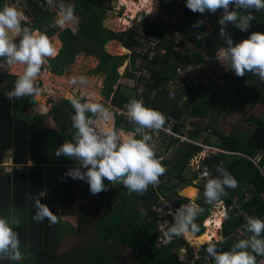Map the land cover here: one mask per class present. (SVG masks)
Segmentation results:
<instances>
[{
	"label": "trees",
	"instance_id": "obj_1",
	"mask_svg": "<svg viewBox=\"0 0 264 264\" xmlns=\"http://www.w3.org/2000/svg\"><path fill=\"white\" fill-rule=\"evenodd\" d=\"M64 1L65 5L74 6L75 13L79 16V30L76 34L72 33L70 29L63 31H60V28L52 29L50 24L54 16L38 9L34 10L36 18L30 27L34 30L41 29L48 37H52L60 31L59 37L64 43V48L53 59L50 65L52 72L61 75L67 68L64 64L65 57H71L74 53L82 51L76 46L77 39L81 38L85 44L84 50L87 55L97 57L99 59L98 70L105 71V98L110 99L117 106L129 103L135 98L127 97L120 91L119 86L112 91L111 85L117 76L116 66L120 61H123L125 56L120 58L105 53L106 41H118L123 43L125 48L132 50L133 46L138 43L136 37L141 30L145 37L159 40L160 44L164 45L166 49L164 58L169 55V62H163L165 66L158 71L155 67L162 64L161 61L164 58L158 57L155 62H152L151 66L153 67L149 70L150 79L145 85L146 92L142 101L146 107L159 110L166 117L170 114L179 120V117L188 113L190 116L210 119L204 127L199 124L194 125L188 135L192 138L196 137L203 128L211 127L218 137L217 145L223 151L212 155L205 162L211 170V178L219 175L216 172V167L223 161L224 167L238 181L237 188L226 189L227 195L221 197L229 218L223 222V216L217 213L204 223L205 231L217 233V229L220 228L217 227V221L221 222V234L224 242L218 247L224 251L230 250L236 241L249 235L244 229L245 216L264 220V117L251 113V109L257 102L264 107V82L250 72H246L243 77H237L231 68L224 74L225 77L236 76L235 90L238 92L244 90L250 93L243 98L248 108H251L245 112L246 115L249 112L246 118H249L252 123L250 132L235 128L229 133H223L213 127L212 120H215V116L212 115V110L217 100V93H206V90L214 91L215 89H203L187 84L184 89L178 90L173 98L167 97L164 90V82L170 78H176L175 69L178 65L202 62L205 57H210L217 47H227L219 34L221 26L218 24V20L221 16H218V12L220 10L214 14L208 11L203 14L193 13L188 10L185 19L175 25V31L191 45L186 44L184 49H172L181 45V39L176 41L174 38H166L167 22L163 19L159 21L144 19L125 32L114 33L103 26L106 13L111 9L107 5L108 0ZM204 14H207V17L212 21L210 31L206 30L204 25L199 28L192 27L197 20H203ZM253 14L256 19L251 22L248 31H241L233 25L228 26L227 30L231 34L234 44L249 38L253 32L264 33V10L254 11ZM197 35L202 36L203 40L196 39ZM111 45L108 46L110 52L126 53L123 46L112 48ZM136 56L138 55L134 52L132 57ZM143 58L145 59V57ZM54 61L61 63L58 66ZM49 75L48 73V78H50ZM18 77L5 72L0 73V163L10 158L12 164L7 172H3L0 165V213L8 207L24 208L35 213V201L32 198L40 196L42 203L41 193L45 188L46 170L43 166L48 165L55 169H61L60 166H62L65 170L76 166V162L68 157L55 156L57 148L64 142H71L75 132L71 122L74 109L69 99H60L52 107L50 114H47L58 127V130L52 129L47 121V115L28 111V102L34 98L33 96L20 99L8 98L7 93L14 88ZM36 83L39 86L42 85L40 79H37ZM156 88L158 89L156 90ZM256 88L261 91L256 92ZM154 90L156 92L152 95ZM110 92L113 94L109 95ZM184 96L185 99H183ZM180 100L183 102L180 103ZM123 115H117V126L124 124ZM174 130L181 132L179 123L175 125ZM164 137L166 138L164 141L166 150L171 153L173 149V153L162 161V164L168 169L166 174L160 178L157 188L153 189L149 186L147 192L143 194L129 193L123 185H108V181L105 180L104 183L108 185V190L92 195L86 182L83 183L82 189L72 186L74 195L77 194V202H79L78 207L76 206V210L80 212L77 216L80 220L79 224L91 226L93 222L92 227L95 234L88 242L65 254L57 253L58 243L61 240L57 229L58 222L51 226L47 218L42 222H36L33 220L34 214L31 213L33 216L30 218L28 214L27 221L23 225H29L28 236L24 238L25 244L30 249L27 259L18 263L4 258L0 259V264H212L211 260L206 259L207 253L204 249L207 244L193 248L182 237L165 243L163 231L158 228L157 222L160 218L155 209L161 205L160 198L167 197L168 201L174 203L175 210L186 203L185 199L176 196L177 188L190 180V178L186 180L183 173L189 160L198 151V147L195 145L187 142L178 143L177 138L168 134ZM81 170L85 171V169ZM173 178L179 181L178 186L172 184ZM207 180L199 186L195 199L197 204L205 208L203 214L196 221L200 225V231L195 234L196 236L204 233L201 223L215 209V207L204 204L203 191ZM187 189L184 197L192 199L195 189L190 186ZM92 198L93 202H91ZM236 205H239L241 210L237 209ZM61 208L63 213H69V199L65 196ZM49 209L59 220L58 210ZM241 211L243 214H240ZM91 214H94V221L89 217ZM80 227L78 225V228ZM239 231L243 232V236L239 235ZM213 242L215 243V241ZM119 249L122 250L119 251ZM181 249L184 250L183 253L180 252ZM126 253H132L134 256L130 263L124 260Z\"/></svg>",
	"mask_w": 264,
	"mask_h": 264
},
{
	"label": "clouds",
	"instance_id": "obj_2",
	"mask_svg": "<svg viewBox=\"0 0 264 264\" xmlns=\"http://www.w3.org/2000/svg\"><path fill=\"white\" fill-rule=\"evenodd\" d=\"M47 4L57 6L56 0H47ZM58 6L59 14L53 21V27L63 28L77 21L74 6L62 2ZM230 6L235 10H230ZM186 7L201 14L205 11L214 14L222 9L223 14L218 20L221 26L219 34L227 47L220 50L218 60L227 62L237 77L250 72L264 82V33L253 32L249 38L234 44L227 30L229 25H233L241 31H248L256 19L253 12L264 10V0H186ZM25 20L23 12L13 6L6 5L0 9V69L23 67L14 88L7 93L9 99L39 96L41 88L36 81L48 59L55 58L59 52L45 32L23 26ZM204 24L205 21L197 20L192 27L199 28ZM196 39L203 40V37L197 35ZM69 101L74 109L71 122L75 132L71 142H64L57 148L55 156L68 157L76 162V166L70 167L62 180L70 177L85 181L92 195L107 191L110 184H121L129 193L137 194L147 192L149 186L153 189L159 186L167 168L156 157L149 133L164 127L167 117L161 111L146 107L142 100H130L126 110L134 127L133 131L122 136L113 128L100 130L101 122L107 123L112 119L111 111L103 103L93 102L84 96L69 97ZM216 172L219 175L208 179L203 191L204 204L211 207L223 205L221 197L227 195L226 189L239 186L223 161L217 165ZM32 199L35 201L34 221L42 222L47 218L50 226L58 222L49 207L41 203L40 196ZM204 211L205 208L195 201L181 205L175 212L169 211L173 222L164 221L162 224L165 243L199 233L200 225L196 221ZM221 216L225 220L229 218L226 211ZM19 223L18 219L9 221L0 217V259H23L19 234L14 230ZM220 226L221 222L217 221V227ZM244 229L249 235L236 241L228 251L218 247L224 242L223 237L215 243L207 242L204 249L206 259L212 264H257V257H264V220L248 216Z\"/></svg>",
	"mask_w": 264,
	"mask_h": 264
},
{
	"label": "crops",
	"instance_id": "obj_3",
	"mask_svg": "<svg viewBox=\"0 0 264 264\" xmlns=\"http://www.w3.org/2000/svg\"><path fill=\"white\" fill-rule=\"evenodd\" d=\"M61 2L64 3L65 1L61 0L60 2H58V4H57L58 10H59L58 5ZM135 2H138V1L136 0ZM170 7H171V0H147L143 11H145L146 14L148 15L147 20L159 21L160 19L164 20L165 17H169L170 15H172V11H171ZM35 9L36 8H33L34 15H35V12H34ZM232 10H235V8L233 7ZM124 11H125V9H124ZM48 14H50V13H48ZM58 14H59V12L55 15H53V14H51V15H53L55 17V16H58ZM149 15H151V16H149ZM76 16H77V21L75 23L66 25V27H63V29H60V31L70 29L72 31V33L76 34L79 30V22H80L79 16L77 14H76ZM207 16H208L207 14H204V17H203V19L205 21L204 25H205L206 30L210 31L212 29V21ZM54 17H53L52 22L54 21ZM135 17H136V14H135ZM35 18H36V16H35ZM120 19H122V18H120ZM103 23L106 24L107 29H109V24L111 26L116 24L115 21L113 22L111 19L108 20L107 17L104 18ZM23 25H25V24H23ZM27 27L30 28L31 26H27ZM56 28H59V27L56 26ZM167 28H168V25H166V32H167ZM39 30L41 31V29H39ZM175 30H176V27L174 26V32L175 33L173 34V36L168 37L166 35V32H165V36L167 39L174 38L176 41L181 39V41H180L181 45L177 46V47H173L172 49H184V46L186 45L185 42H187V41L183 40L176 33ZM60 31H59V34H60ZM41 32H43V31H41ZM113 32L116 33L115 31H113ZM59 34L55 37L56 39L58 38V40L60 42V46H59V44L57 45L58 50H59L58 55L60 54V52L64 48V43L60 39ZM49 38H51V37H49ZM151 39H153V38H151ZM153 40H155L159 46L164 48L165 53L155 56L153 61H151V62L145 61L146 58L144 59L143 57H145V56H142V55L140 56L137 54L138 56H136L134 58L132 57L134 52H135L134 48L137 46V44L135 46H133L132 50L125 48L126 49L125 54H119V53H117V51L110 52L108 50V46H110L111 44H112L111 45L112 48H115V47L123 46V43L112 40L107 46L104 45V52L107 53L108 55L120 57V58L125 56L123 61H120L118 63V65L116 66L117 76H116L115 82L111 85L112 91L114 89H116L117 86H119L120 91H122L127 97H134L137 100H143V98L145 96V92H146L145 85L147 84L148 79H150L149 70L151 69V67H153V66H151L152 62H155L158 57H160V59H163L166 56L165 55L166 49H165L164 45L160 44L159 40H156V39H153ZM178 44H179V42H178ZM187 45H191V44H189L187 42ZM76 46L78 48H81L82 51H78V52L74 53L73 56H71V57H67V56L65 57V63L64 64H66L65 66H67V68L64 69V72L61 75L56 74V72H54V71L52 72L51 66L47 65V67H48L47 69H49V73L52 77V80L54 78L53 82L58 81V79H59L58 88H60V91L62 93L69 90V92H71L70 97L84 96V97L90 98L93 102L103 103L112 113V119H113L112 128L114 126V127H116V129L123 131V135H126L130 131H133L134 126L130 125L132 123L127 122V116L125 113V112H127L126 105L128 103H124L122 106H117L115 103H112L110 99L105 98V94H104L105 71L104 70H98L99 59L93 55H87L86 51L84 50L85 44L81 41V38L77 39ZM53 59L54 58H52V61H53ZM77 59H80V61H77ZM76 61H77V64L75 63ZM158 61H159V59H158ZM72 62L74 63V66L70 67ZM161 62H162V64H158L156 67L154 66L155 69H157V71L161 70L165 66L163 64V62H169V55H168V57L164 58L163 61H161ZM142 67L147 70V72L145 74V76H147V77L142 76V75H140V76L135 75V72L139 71ZM229 70H230V65H229L228 71ZM158 76H159V74H158ZM57 77H58V79H57ZM81 79L83 80V83L80 82ZM73 80H76V83H72ZM174 80H175V78L173 77V78H170L169 80L164 82L165 83L164 90L166 91V95L169 98H170V96L168 95V92H169V88H170V81H174ZM235 81H236L235 75H232V76L230 75L228 77L224 76L221 78V81L219 82V84L217 85V87L214 91H210V90H208V91L216 92L217 95H219L222 93L223 94L229 93L228 91H230V89H231V91L233 90L234 95L237 98H239V100H241L243 104H245L247 106V108L241 107L240 110H241V112H243V116L245 117V121L250 126V131H251L252 123H250L249 118H246V114H245L246 110L251 109V108H248V105L243 100L244 96L247 94H250V93H247L244 90H241L240 92L235 90ZM225 82L228 83V85H226L227 87L225 86ZM47 84H48L47 87H49L50 84L48 82H47ZM52 86H54V85H52ZM67 88H68V90H67ZM160 88H161V86L159 85V89ZM157 89L158 88H156V90ZM92 91L95 92L94 98L90 97V93H92ZM255 91L260 92L259 88H256ZM155 92H156L155 90H154V92L152 91V95H154ZM210 92H208V93H210ZM206 93H207V91H206ZM112 94H113V92H110L109 95H112ZM67 99H69V98H67ZM219 101H220V99L217 98L215 106H214L213 111H212L213 112L212 115L215 116V119H216V117L218 119L219 114L223 115V113L225 114V113L231 111V109H227L225 107V103H220ZM182 102L183 101L180 100V103H182ZM28 107H29L28 111L31 113V108H33L34 105H29V102H28ZM51 109L52 108H47V111H43V114L49 113L51 111ZM119 114H124L122 116V118H124V124L117 126L116 118H117V115H119ZM168 115H170V114H168ZM183 115L188 116L189 114L185 113ZM248 115H249V112H248ZM52 124L53 125L49 124L51 126V128L58 130L56 123L52 122ZM180 126H181V132H178V133H181V134L185 133V134H187V136H189L188 133L191 130L185 131L183 124H181ZM109 127H111V122L109 124L104 125V126H103L102 122L100 123V130L101 131H103L104 128H109ZM235 128H240V127H234V129ZM242 130L244 131L245 129H242ZM149 134L152 136L151 142L158 143L156 150H154L157 157L162 159L163 154L165 156H166L165 153L170 154V151L166 150L165 142H164L166 140V138L164 137L165 135H167L166 132L163 133L161 130H157V131H152ZM160 146L164 147L165 153L159 151ZM217 147H219V146L217 145ZM196 153L194 155H196ZM166 157H168V155ZM43 167L46 170V174H45V188H44L43 192L41 193L42 203L46 204L49 208L58 210L59 220L57 223V229L59 230L58 233L61 236V240L58 243L57 253L65 254V253L69 252L70 250L76 248L77 246L85 244L95 234V231L92 227L93 222L91 223V226L80 225L79 224L80 220L77 217L78 214L80 213L76 210V206L78 207L79 202H77L78 201L77 194L74 195L73 190L75 187H77L78 189H82L83 183H85V181L73 180L70 177L62 180L61 178L64 177V174L68 171L69 168H67V170H65L62 166H60L61 169H55L53 167H48V165H44ZM166 168L168 169V167H166ZM183 175H184V173H183ZM172 180H173L172 184L177 186L179 181L175 178H173ZM65 185H67V186H65ZM115 185H117V184H115ZM115 185H113V186H115ZM188 185H190V184L187 183V185H184L178 189L185 188V186L187 187ZM72 186L74 188H72ZM178 189H177V191H178ZM77 193H78V191H77ZM64 196L69 199V204H70L69 213H63V210L61 208ZM176 196L183 199L182 196L181 197L179 196V193H176ZM163 200H168V198L167 197L160 198V201H163ZM91 202H93V198L91 199ZM186 202H187V200H186ZM184 204H186V203H184ZM223 206L224 207H222V211L227 212V209H226L224 203H223ZM215 208H217V206ZM239 209L241 210L240 206H239ZM31 213L35 214L34 211L31 212L28 209L14 208V207H11V208L8 207L6 210H4L2 213H0V217H6L9 219V221H11L12 219H18L20 221L19 226H14V230L16 232H18V234H19V239L21 241V249L20 250H21V253L23 256L22 260L15 261L18 263L19 262L22 263L24 260H26L27 255L29 254L30 249H29L28 245H26L24 242V238H26V236H28L29 225H27V224L25 226H23V225L26 223L28 216L30 218H31V216H33V214H31ZM89 217L92 219V221H94V214L89 215ZM207 219H210V216H207L202 221L203 224H201V226L203 227V231H205L204 230L205 229L204 223ZM224 220L225 219H223V222H224ZM78 225L81 227L78 228ZM19 227H21L20 230H19ZM221 228H222V225L220 226L218 231H220ZM184 239L185 240L189 239V237L184 238ZM200 245H202V244H200ZM200 245H196V248Z\"/></svg>",
	"mask_w": 264,
	"mask_h": 264
},
{
	"label": "built area",
	"instance_id": "obj_4",
	"mask_svg": "<svg viewBox=\"0 0 264 264\" xmlns=\"http://www.w3.org/2000/svg\"><path fill=\"white\" fill-rule=\"evenodd\" d=\"M61 0H56V4L60 2ZM136 1V0H133ZM138 2L140 0H137ZM108 6L111 7L107 12L114 9L117 12L120 10H124L127 7L123 5V3H120L118 0H109ZM6 5L13 6L17 10L23 12L24 16L26 17V20L23 22V24L27 26H31L35 20V15L33 13V8H36L42 12H48L50 14H57L59 12L58 7H53L47 4V0H0V9H3ZM145 7V6H144ZM143 8H140L137 10L136 17L133 19L130 18V26L126 29V31L130 28H133L135 25L142 22L144 19H147L148 15L145 11H143ZM234 6H230V9ZM118 8V9H116ZM171 11L172 15L169 17H165L164 20L167 22L168 28L166 35L168 37L173 36L174 32V26L176 24H180L184 19L185 15L187 13L188 9L186 7V0H171ZM223 14V10L221 9L218 13V16H221ZM134 20V21H133ZM53 22L50 24V27L52 29L56 28L52 26ZM136 40L138 41L137 46L134 48V51L138 55L145 56L147 62L153 61L154 57L159 54H164L165 50L161 46L158 45V43L149 38L145 37L143 31L139 30V33L136 37ZM187 44V42H185ZM225 47L219 46L217 47L213 54L210 57H205L204 61L199 63H187L182 64L176 67L175 74L176 78L174 81H170V88L168 95L170 98H173L176 96V92L178 90L184 89L187 84H191L192 87H200L203 89H216L217 85L219 84L222 76L228 72L229 65L227 62L222 61L224 65L218 60L220 59V50ZM147 70L145 68H141L139 71L135 72L136 76H145ZM147 77V76H145ZM142 99V98H141ZM185 99V96L183 97ZM126 116H127V112ZM189 117V121H186V125L184 126V130L188 131L191 130L194 126V124L197 122L196 117L193 116H187L185 120ZM127 122L131 123L128 116H127ZM178 123V119L173 117L172 115L167 116V121L164 125L165 131L169 136H172L174 138H177L181 142H187L188 136L187 134H181L174 130L175 125ZM162 130V129H161ZM194 142V140H192ZM191 143V142H190ZM205 144H200L202 147V151H204L203 156L207 158L208 155H215L217 153H222L223 151L217 147V144L210 143V141H204ZM195 144V143H193ZM197 154V153H196ZM199 155V153H198ZM195 156V155H194ZM193 156V158H195ZM4 165H8L9 168L11 164L10 158L5 159ZM197 163L192 164L194 171L198 174L199 180L198 182H202L207 178V175L210 174V168L207 166H196ZM197 182V183H198ZM162 203L164 206L168 208H175V205L172 201L163 200ZM236 208L239 209V206L236 205ZM167 211V210H164ZM160 213L161 209H160ZM239 235L243 236V232L239 231ZM181 253L184 252L183 249L180 250ZM257 264H264V257H259L257 260Z\"/></svg>",
	"mask_w": 264,
	"mask_h": 264
},
{
	"label": "rangeland",
	"instance_id": "obj_5",
	"mask_svg": "<svg viewBox=\"0 0 264 264\" xmlns=\"http://www.w3.org/2000/svg\"><path fill=\"white\" fill-rule=\"evenodd\" d=\"M144 6H142V7H144ZM116 9H118V8H116ZM126 10H127V8L125 9V11L124 10L123 11L120 10V11L117 12L116 10L112 9L109 12H107V15H106L107 19L108 20L111 19L113 22L114 21L116 22V24L113 25V26H111L109 24V29L110 30L115 31L116 33H120V32L126 31V28H128V26H130V21L131 20L128 21V24L127 25H123L119 21L120 18H123L126 15ZM151 15H149V16H151ZM129 16L130 15H128V17ZM56 17L57 16L54 17V20L56 19ZM203 21H204V19H203ZM59 28L60 29H63L61 27H59ZM58 34H59V32L56 35H54V36H52L50 38V40L53 42V44L57 48H58V46H57L58 44L60 46V42H59L58 38L57 39L55 38ZM77 61H80V59H77ZM77 61L75 62L76 64H77ZM54 63H55V65H58L59 66L61 62L54 61ZM72 66H74V63L73 62H72V64H71L70 67H72ZM47 68L48 67H47V64H46L42 68L41 73H40V75L38 77L42 81V85L40 86V88H41V94L38 96V98H43L42 100H44L45 101V104H47V106H48L47 108H52L56 103H58V101L60 99H62V98H69L71 96V93H69L68 88H67L68 91H66L64 93H62L60 91V88H58V86H59V79H58V81L53 82L54 78L52 80L51 75H49L50 78L46 77L47 76V73H49V69H47ZM0 72L1 73H4L5 72L7 74H12V75L19 76L23 72V67L22 66H16V67H13L11 69H0ZM43 72H44V74H42ZM47 82L50 84L49 87H47V85H48ZM52 85H54V86H52ZM226 85H228V83L225 82V86ZM206 91L207 92H210L208 90H206ZM259 91H261V90L259 89ZM228 92L229 93H227V94H223L222 93V94L217 95V98L220 99V101H219L220 103H225V107L227 109H231V111H229V112H227L225 114L223 113V115L222 114H219L218 115V119L216 117L215 120H212L213 121V124H214V125L212 124L213 127H215L216 129H218L220 132H223V133H226V132L229 133V132L233 131L232 129H234V127H240L241 129H245L244 130L245 132L246 131H250V126L246 123L245 117L243 116V112H241V110H240L241 107L247 108V106L245 104H243L242 101L239 100V98H237L234 95L233 90L231 91V89H230V91H228ZM90 97L91 98H94L95 96H94L93 93H90ZM35 98L37 99V96H35ZM37 101L38 102L40 101V103H41V99H37ZM31 112H38V113H42L43 114V110L39 108V105L37 106V108L34 105V107L31 108ZM251 113H254L255 115H258V116L260 115L261 117H264V107L260 103L257 102L253 106V108L251 110ZM47 114H50V112L47 113ZM47 114H45V115H47ZM188 116H190V115H188ZM246 116H248V113H247ZM186 117H187L186 115H183L182 117H179L178 123L180 125L181 124L186 125V121H189L188 120L189 117L185 120ZM193 117H196V119H197V122L194 125H198L199 124L201 127H204L208 123V120H210V119H207V117H204V118H198L197 116H193ZM46 118H47L48 123L50 125H53L52 122H54V121L51 119L50 115H47ZM110 122H111V128H112L113 119L109 120L107 123L102 122V124L106 125V124H109ZM113 129H115L118 133H120L123 136V131H120L119 129H116V127H114V126H113ZM165 130H166L165 127H163L161 131L163 133H165L166 132ZM188 140L189 141H187V143H190L191 142L190 144L197 146L198 147V151H197V154L194 156L195 158L192 157L189 160V162L187 164V167L185 168V172H184V175H185L184 178L186 180H189V178H190V180L188 182L184 183L182 186H184L185 184L189 183L190 185H188V186L193 187L195 189V195H194V197L192 199H188V198H185V197L182 196L183 199H186L187 200L186 204L190 200L191 201H195L194 199H196V195L198 194L199 186L202 185L207 179H210L211 178V171H210V174L207 175V178H205L204 181L198 182L199 176L194 171L195 169H193V167H192V164H195V163H197L196 166H199V167L204 166V165L206 166V163L205 162L208 159H210L211 156H212V155H208L207 158H205V156H203L204 151L201 152L202 151V147H201L200 144L201 143L202 144H205L204 141H210V143H213V145H214V144H217L218 141H219L218 140V137L215 135V133L213 132V129L211 127L203 128V130H201V133H199L196 137H193L192 138L191 136H188ZM192 140H194V142ZM150 143H151V146L153 147V149L156 150V147H157L158 143H154V142H150ZM178 143H184V142L179 141ZM193 143H195V144H193ZM159 151L165 153L164 147H161L160 146V150ZM172 153H173V149L171 150V153L170 154L169 153L168 154L165 153V154H166V156L168 155V157H169L170 155H172ZM198 153H199V155H198ZM166 156L163 154L162 159L159 158V157H157V156L156 157L158 159H160L161 161H163V160H165ZM0 165L2 166L3 172H7V170H9V168L7 167L8 165H4V162L3 161L0 163ZM182 186H180V187H182ZM183 189L184 188L178 189V191H177V193H179V196L180 197H181V194H180L181 192L180 191L183 190ZM247 198H248V196H247ZM160 203H161V205L159 207H157L155 210L159 213V218H160L159 221L157 222L158 228L160 230L164 231V228H163L162 224L164 223V221H168L169 223H172L173 222V216L172 215H169L168 213H169V211L175 212V208L173 209V208H168V207L164 206V204L162 203V201H160ZM222 207H224V206L223 205L217 206V208H215L214 211H212L210 213V215H208V216H210V218H213V216L216 215L217 213L218 214H221L223 212L222 211ZM160 209H161V212L162 213H160ZM164 210H167V211H164ZM240 214H243V212H240ZM245 219H246V216H245ZM205 229H206V227H205ZM218 230L219 229H217V239L214 240L215 242L219 241L220 238L222 237V234H221L222 228H221L220 231H218ZM200 235H198V236H200ZM198 236H195L194 235V238H198ZM182 238L184 239V237H182ZM189 238H191V236H189ZM164 242H165V240H164ZM185 242L189 243V246H191L193 248L194 247L196 248V244L194 245V244L188 242V239H186ZM211 242H213V241H211ZM120 250H122V249H119V251ZM133 258H134V256H133L132 253H126L125 254V257H124V260L127 263H130Z\"/></svg>",
	"mask_w": 264,
	"mask_h": 264
},
{
	"label": "bare ground",
	"instance_id": "obj_6",
	"mask_svg": "<svg viewBox=\"0 0 264 264\" xmlns=\"http://www.w3.org/2000/svg\"><path fill=\"white\" fill-rule=\"evenodd\" d=\"M118 1L120 3H123V5L127 7L126 15L122 19H119L120 23H122L123 25H127L128 24V20L130 18H134L135 17V14L137 13V10L140 9L142 6H144L146 4L147 0H140L139 2H135V1H132V0H118ZM128 15H130L129 18H128ZM92 93L94 94L95 92L92 91ZM37 99H41V103L39 101L36 104V107L39 105L40 109H42L43 111H47V107L48 106L45 104V101L42 100L43 98H37ZM103 126H104V124H103ZM109 128H111V127H109ZM109 128H105L103 130H106V129H109ZM187 188L188 187H185L183 190L180 191L181 192L180 193L181 196L184 197V194L188 190ZM215 239H217V233H211L210 231H204V234L201 235V236H198V238H194V236H191V238L188 239V242H190V243H192L194 245L195 244L196 245H200V244H205V243L207 244V242L214 241Z\"/></svg>",
	"mask_w": 264,
	"mask_h": 264
},
{
	"label": "water",
	"instance_id": "obj_7",
	"mask_svg": "<svg viewBox=\"0 0 264 264\" xmlns=\"http://www.w3.org/2000/svg\"><path fill=\"white\" fill-rule=\"evenodd\" d=\"M103 26L106 27V24L103 23ZM111 41H112V40H107L105 45L107 46ZM123 48H125V47H123ZM51 63H52V58H49V59H48V63H47V65L50 66ZM37 103H38V101H37L36 98H33V99H31V100L29 101V105H36Z\"/></svg>",
	"mask_w": 264,
	"mask_h": 264
}]
</instances>
